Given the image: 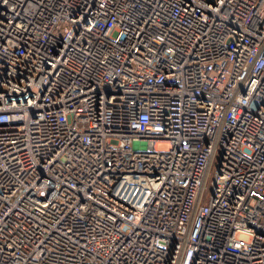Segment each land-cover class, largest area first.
I'll return each mask as SVG.
<instances>
[{
	"label": "built area",
	"instance_id": "built-area-1",
	"mask_svg": "<svg viewBox=\"0 0 264 264\" xmlns=\"http://www.w3.org/2000/svg\"><path fill=\"white\" fill-rule=\"evenodd\" d=\"M0 264H264V0H0Z\"/></svg>",
	"mask_w": 264,
	"mask_h": 264
},
{
	"label": "rangeland",
	"instance_id": "rangeland-1",
	"mask_svg": "<svg viewBox=\"0 0 264 264\" xmlns=\"http://www.w3.org/2000/svg\"><path fill=\"white\" fill-rule=\"evenodd\" d=\"M159 148H160V149H166V148H167V144H165V143H160V144H159Z\"/></svg>",
	"mask_w": 264,
	"mask_h": 264
}]
</instances>
